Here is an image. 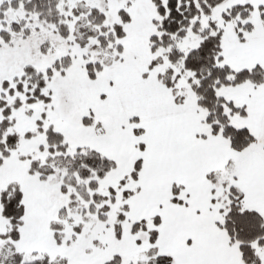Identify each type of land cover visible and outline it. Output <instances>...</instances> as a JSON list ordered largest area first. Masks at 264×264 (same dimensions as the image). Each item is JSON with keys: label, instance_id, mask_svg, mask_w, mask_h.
<instances>
[{"label": "snow or ice", "instance_id": "1", "mask_svg": "<svg viewBox=\"0 0 264 264\" xmlns=\"http://www.w3.org/2000/svg\"><path fill=\"white\" fill-rule=\"evenodd\" d=\"M0 264H264V0H0Z\"/></svg>", "mask_w": 264, "mask_h": 264}]
</instances>
